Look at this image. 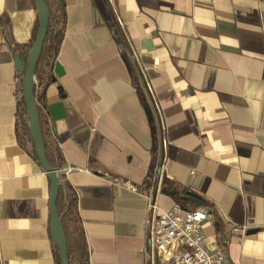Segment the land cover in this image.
Returning <instances> with one entry per match:
<instances>
[{
  "label": "crops",
  "instance_id": "1",
  "mask_svg": "<svg viewBox=\"0 0 264 264\" xmlns=\"http://www.w3.org/2000/svg\"><path fill=\"white\" fill-rule=\"evenodd\" d=\"M65 1L40 106L89 264H149L148 196L207 208L209 248L264 264V0ZM38 16L35 0H0V264H58L51 180L17 132L13 46Z\"/></svg>",
  "mask_w": 264,
  "mask_h": 264
},
{
  "label": "trees",
  "instance_id": "2",
  "mask_svg": "<svg viewBox=\"0 0 264 264\" xmlns=\"http://www.w3.org/2000/svg\"><path fill=\"white\" fill-rule=\"evenodd\" d=\"M50 10V22L47 35L45 37L43 50L35 68L37 83H34V96L36 101L42 100L44 91L50 84L55 82L54 64L58 56L61 44L65 35L66 27V1L65 0H46ZM40 18L37 23L31 40L26 44H14V55L19 56L25 64L23 70H19L18 86V137L20 144L28 150L35 160L39 162L34 139L29 127L27 107L23 97V78L27 67L29 52L35 43L39 32ZM37 110L44 132L46 153L50 164L55 170H59L64 163L63 154L50 133L49 124L40 104ZM40 163V162H39ZM61 187L57 200L59 214L68 237V256L70 264H89V252L85 240V233L81 215L79 212V200L76 191L61 175ZM56 258L58 264L61 263L60 252L57 248Z\"/></svg>",
  "mask_w": 264,
  "mask_h": 264
},
{
  "label": "built area",
  "instance_id": "3",
  "mask_svg": "<svg viewBox=\"0 0 264 264\" xmlns=\"http://www.w3.org/2000/svg\"><path fill=\"white\" fill-rule=\"evenodd\" d=\"M118 21L124 27L121 19ZM34 83H37L35 76ZM36 103L41 105L40 101ZM71 169L69 166L61 167L58 173L64 176ZM164 171L165 165L160 174ZM147 198L153 212L149 220V264H230L224 246L211 249L205 241L204 224L212 217L211 211L205 207L187 209L182 205L164 210L155 196ZM232 229L242 231L240 226Z\"/></svg>",
  "mask_w": 264,
  "mask_h": 264
},
{
  "label": "water",
  "instance_id": "4",
  "mask_svg": "<svg viewBox=\"0 0 264 264\" xmlns=\"http://www.w3.org/2000/svg\"><path fill=\"white\" fill-rule=\"evenodd\" d=\"M35 2L38 8L40 26L35 43L28 55L27 67L25 69L23 78V97L27 107L29 127L34 139L39 162L42 168L45 170L47 176L51 180L52 184L50 195L52 237L59 247L61 263L70 264L68 256V237L57 207V200L61 187V176L59 175L58 171L53 168L48 160L44 132L41 126L36 99L34 96L35 68L40 59L45 37L48 32L50 10L46 0H35ZM15 62L19 70L24 69V61L19 56L15 57Z\"/></svg>",
  "mask_w": 264,
  "mask_h": 264
}]
</instances>
